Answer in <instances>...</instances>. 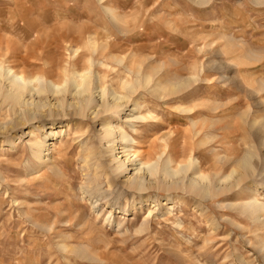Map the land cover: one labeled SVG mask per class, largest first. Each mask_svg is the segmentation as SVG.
I'll return each instance as SVG.
<instances>
[{
    "label": "rangeland",
    "instance_id": "374dc122",
    "mask_svg": "<svg viewBox=\"0 0 264 264\" xmlns=\"http://www.w3.org/2000/svg\"><path fill=\"white\" fill-rule=\"evenodd\" d=\"M60 23L69 27L62 47ZM75 48L77 69L92 59L83 114L70 78L65 92L28 85L17 101L0 92V264H264V0H0L3 68L44 78L56 68L60 82L58 60H74ZM118 58L152 81L118 100L117 116L112 88L128 73ZM157 78L164 91L183 84L157 97ZM131 98L140 108L131 111ZM111 123L140 156L101 139ZM164 143L161 164L189 161L187 171H136ZM198 164L219 194L188 191ZM138 173L142 190L130 184ZM176 179L182 187L170 186ZM244 202L261 207L251 214Z\"/></svg>",
    "mask_w": 264,
    "mask_h": 264
},
{
    "label": "bare ground",
    "instance_id": "6f19581e",
    "mask_svg": "<svg viewBox=\"0 0 264 264\" xmlns=\"http://www.w3.org/2000/svg\"><path fill=\"white\" fill-rule=\"evenodd\" d=\"M68 28H69L68 23H60V24L53 26V28H52V30L54 31L55 40L57 41V44H59L60 47H62V41H63V36H64V35H62L63 31L68 29ZM73 29L74 28H72V30ZM76 32H78V31H75L73 33L74 35L72 34L73 38L80 37L81 35L83 38V33H80V34L77 33V35H75ZM90 34L91 33L85 35V36H87V41L92 40V36ZM77 50L78 49L75 48V50H74L75 53H73V54H75L74 60H72L71 62L67 61V60H65L63 62L62 57L58 60L59 63H58L57 67H59L61 69V73H62V77H61L62 79L60 82H57L53 78L54 75L52 73L55 72L56 68L49 69L50 77L44 78L39 73L34 75V77H32V76H28V75L24 74L23 72L15 71L11 66L3 68L0 64V92L3 95L4 100L5 101H7V100L17 101V100L21 99L22 93L27 89L28 85H31L30 89H33V90L35 89V91L37 93L38 92L43 93V91L46 90L47 85L51 87V90L54 88L55 91L59 90V91L65 92V91H67V88L69 85L68 79L70 78L71 84L76 88V93L78 95L77 96L78 97L77 102L79 103L78 112L83 114L84 109L92 102L91 98H90L91 97V83H90L91 67H90V65L92 64V59L88 58L89 60H87V64L85 63V66L82 69H77L76 59L79 57ZM118 63L121 64L122 65L121 67L123 68V70L128 72V73L124 72L123 76H120L118 78L119 79L118 84H119V88H120L119 92L116 91V89L112 88L111 96H112L113 102H115L113 107L115 108V115H117V116L119 115V111H120L121 107L123 106V103L128 101L130 99V97H132V95L137 94L140 89L148 86L149 82L152 81V75L149 72H147V70L144 68V66H142L140 63H137L135 68L133 65L131 66L130 64L126 63L125 60H123L121 58H118ZM53 66H54V64H52L51 67H53ZM4 80L7 81V89L6 90L5 89L3 90V84H2L3 82L2 81H4ZM182 84H183L182 82H177L173 85L174 86L173 90H171V88H168L167 90L164 91L165 87L163 85V82L157 78L156 83L154 84L153 93H150V94H154V92L155 93L157 92V97H161L162 94H166V93L169 94V93H172L174 91H177L175 89H179ZM8 86H9V88H8ZM98 87L100 88V91H101L100 94L102 96L106 95L105 94L106 93V91H105L106 87L104 88V86H102L103 87L102 88L99 85H98ZM123 98H125L124 102H118V100L123 99ZM131 100L133 101L131 111L132 110L134 111V110L140 108V101H138V99L136 100L135 98H131ZM104 104H105L104 105L105 111H108L109 109L112 108V106L109 105V102H104ZM129 117L131 119H133V118H137L138 115H134L133 113H131V115ZM142 117H144V116H142ZM138 118H141V117L139 116ZM203 127L204 126H202L201 129H203ZM116 129H117L116 125H113L112 123L108 124L107 127L105 126V128H104V133L102 134L101 139L105 138V139H108L109 141H111V143L113 145L112 149H114V142L117 139L120 140L122 143H124L122 146L123 147L122 150L125 152V155L127 156L128 160H129V157H131V156L134 158L140 156L141 154L136 152L134 150V148H132V146H133L132 144L137 143V140L134 137L129 136L124 131V129H119V132H118L119 134L117 133L118 134L117 135ZM197 132L198 131H196L195 133H197ZM40 146H41V144H40ZM40 146H39V144H37V142H34L31 145L30 150H31L32 156H34L35 158L41 157V154L39 151ZM155 146H157V145H155ZM155 146L152 145L149 147V149L147 150V153H146L147 155H146L145 160H141L140 158H137L138 163H133L134 165H136L135 166L136 171H139L141 169H145L149 176H156V173H160L164 177L172 178L173 176L179 175V173L182 171L186 172L187 169L190 167L191 162H189V161H187L186 163L183 162V164L181 162H179L178 164H176L175 167H172V166H170L171 160L169 159V157L164 159L165 161H163L161 164V162H160L161 155L158 154V152H160L161 154L163 153V151L165 152V150H164V149H166L165 146H168V144L164 143L163 146L160 145L161 146V148L159 147L160 149H157L158 147H155ZM246 156H248V154ZM249 156H250V154H249ZM248 158H246L244 156L242 159L239 158L240 161L238 163V166H240L243 169H246L248 166H250ZM123 167H124L123 162L119 161V163L116 164L114 169L115 170H118V169L122 170ZM197 170L198 171L196 172L195 179H192L189 182V184H187V188H188L189 192H193L196 195L203 198L204 196L212 197L215 194H219L222 191L221 190L220 192H218L214 188L212 189L211 177H209L203 173V170L199 166V164H198ZM234 171H235V168L232 169L231 172L225 176V178H228L229 176H231V174ZM197 179H199V181ZM130 184L136 190L144 189L145 188L144 176H142V174L138 173V175H135V177L133 178V181ZM171 185L173 187L174 186L175 187H182L183 186L182 181H180L179 179H176V180L170 182V186ZM223 192H224V189H223ZM253 199H254V196H253ZM254 201H256V200H254ZM244 204H245V202H244ZM245 205L244 206L246 207V212H248V210H247V208H248L249 211L251 212V214L253 213V211L254 212L256 211L255 206L256 207L259 206V208L261 207L260 203H255V202H248V203L246 202ZM262 208H263V206H262ZM259 210H261V209H259ZM256 212H258V211H256Z\"/></svg>",
    "mask_w": 264,
    "mask_h": 264
}]
</instances>
